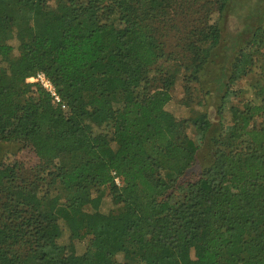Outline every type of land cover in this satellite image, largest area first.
Returning a JSON list of instances; mask_svg holds the SVG:
<instances>
[{"label":"trees","instance_id":"obj_1","mask_svg":"<svg viewBox=\"0 0 264 264\" xmlns=\"http://www.w3.org/2000/svg\"><path fill=\"white\" fill-rule=\"evenodd\" d=\"M234 2L0 0V143L39 159L0 165V264H264V0L215 80L216 130L203 86ZM178 77L190 119L166 108Z\"/></svg>","mask_w":264,"mask_h":264},{"label":"rangeland","instance_id":"obj_2","mask_svg":"<svg viewBox=\"0 0 264 264\" xmlns=\"http://www.w3.org/2000/svg\"><path fill=\"white\" fill-rule=\"evenodd\" d=\"M258 0H235L231 6V10L227 15L225 23V42L213 53L212 63L209 64L206 75L204 77V91L208 92L206 95V101L208 102V111L210 113L211 121L213 123V130L219 128L220 117L218 115V109L220 107V94L216 90L217 84L215 82L218 75H220L221 66H225L228 61L232 59L233 49L239 46H243L245 42L251 38L250 24L257 26L259 22L254 19L252 15L256 14V2ZM264 11V6L261 9ZM256 16V15H254ZM235 39V44L233 41ZM11 44L17 49V41H12ZM18 52L15 51V57ZM184 83L182 77H178L174 86L172 87V101L166 107L171 113H173L178 119L185 120L190 119L193 114L190 108L184 105L185 93L183 89ZM245 96L251 95V89L247 82L241 83L235 88ZM196 101V100H195ZM205 101V100H204ZM195 105V104H194ZM234 115L231 110L227 114L226 122L231 124ZM190 137H195V132L192 129H188ZM211 159V151L208 144H204L198 152V161L191 171L190 178H193L198 174L202 167L208 164ZM14 161H19L27 166H35L39 163V159L35 152L31 148L23 147L21 144H3L0 143V165H10ZM189 178V179H190ZM96 197V195H94ZM89 203L86 207V211L90 214H98L101 216H108L117 207L113 204L112 198L108 193L104 194L101 200L95 199ZM60 243L67 245L70 243L69 232L64 230ZM76 245L77 253L83 254L86 250L87 241H74ZM118 259L123 260V255H119Z\"/></svg>","mask_w":264,"mask_h":264},{"label":"built area","instance_id":"obj_3","mask_svg":"<svg viewBox=\"0 0 264 264\" xmlns=\"http://www.w3.org/2000/svg\"><path fill=\"white\" fill-rule=\"evenodd\" d=\"M27 83L32 85H38L44 89L53 99L55 105L61 106L62 110L67 111V106L63 103L62 98L53 84V82L48 78V76L43 72H38L34 76L27 79ZM117 183L120 184V181L117 179Z\"/></svg>","mask_w":264,"mask_h":264}]
</instances>
